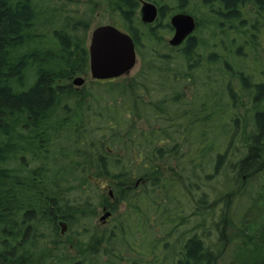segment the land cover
<instances>
[{
	"label": "trees",
	"instance_id": "16d2710c",
	"mask_svg": "<svg viewBox=\"0 0 264 264\" xmlns=\"http://www.w3.org/2000/svg\"><path fill=\"white\" fill-rule=\"evenodd\" d=\"M109 1L141 65L76 85L90 71L102 0H0V264H92L115 253L116 239L120 254L126 239L167 251L194 216L175 237L173 264H218L236 200L264 173V76L236 67L245 44L233 48L250 36L258 51L264 0H218L223 46L195 32L171 45L160 34L173 28L164 8L147 24L140 0ZM97 180L116 188L112 213L127 210L70 255L60 223L73 231L95 213ZM240 235L243 263L264 264V223Z\"/></svg>",
	"mask_w": 264,
	"mask_h": 264
},
{
	"label": "rangeland",
	"instance_id": "374dc122",
	"mask_svg": "<svg viewBox=\"0 0 264 264\" xmlns=\"http://www.w3.org/2000/svg\"><path fill=\"white\" fill-rule=\"evenodd\" d=\"M213 1L214 5L207 4L204 0H182L183 4L181 8L185 7L188 10H191L193 14L197 16L200 27L195 30V33L199 34V36H204L203 38L206 39V44L216 41L219 43V46H223V44L227 42H221L220 40V37L223 35L218 32L216 15L212 10V8L216 7L219 2L218 0ZM160 2L166 5V9L171 14L180 8L181 0H160ZM114 4V2L109 0H102L101 4L97 8L92 26L89 30V41L92 30L98 25L113 23L124 29V26L120 24L122 23L121 18L119 17L118 13L113 10ZM249 10L250 9H248V11ZM253 11V17H255L256 10L254 9ZM252 22V19L247 18L245 22L247 23L246 27L251 28L250 26ZM250 31L251 29L248 30L249 34H251ZM160 34L162 35L165 42H169L173 35V31L163 27L160 30ZM257 40L259 48L258 51L257 49L252 48V46H254V41L252 42L250 36H243L242 38L239 37L235 44H233V48L239 43L245 44L244 48H242L241 56L238 57V63H235V66L247 68V71L254 68L257 77L260 78L261 76H264V20L263 24H261V30L257 36ZM229 58L232 60V57ZM140 65L141 58L138 53V62L128 74L135 73L139 69ZM76 75H82L86 78V80L92 77L90 71L87 74L81 73ZM95 183L98 187L97 189L93 188L92 190L95 198L94 202L96 204L95 213L90 217L84 218L83 224L73 231H69L67 226L65 232H63V228L60 223V237L63 241L62 245L66 249V252L70 255H76L79 253V251H81V247L83 248L89 246L93 239L92 236L95 233L106 231L110 233L116 223L118 224L119 213L125 212L127 210L125 206H121L119 207L117 213H112V210L108 207L107 203H113L116 199L115 186L109 180L95 181ZM107 212H110V215L106 217V219H102V217H104ZM198 218V216L191 217L190 222L187 224V226H183L179 233L192 228ZM231 219L232 224L227 228L226 232V238L228 239V242L221 253L218 264H244L242 257L238 255L239 243H241L243 237H241L240 233L249 227L255 231L264 223V173H262L257 178L247 180L242 194L235 202L233 211L231 213ZM207 224L209 223L207 222ZM164 233L165 232L160 228L157 231V235L160 237L163 236ZM177 234L172 235L170 243L167 247V251L165 250L164 246L161 245L160 248L156 249L154 254H150V250H148L144 245L142 246L139 241L130 245L128 244L127 239L125 243L122 244V252L120 254L119 248L121 244L119 243V239H116L114 241L115 253L112 252L111 254H101L98 256L94 255L92 258V264H134L133 260L139 259L141 256L144 258L140 259L141 264L146 261L147 263L145 264H173L175 261L173 256L180 249L177 247V244H175V237H177ZM128 236L129 235L127 234L126 237L128 238ZM213 237H215V234H213ZM179 246L181 247V245ZM116 249L118 250V254Z\"/></svg>",
	"mask_w": 264,
	"mask_h": 264
},
{
	"label": "water",
	"instance_id": "95a60500",
	"mask_svg": "<svg viewBox=\"0 0 264 264\" xmlns=\"http://www.w3.org/2000/svg\"><path fill=\"white\" fill-rule=\"evenodd\" d=\"M141 10L144 21L156 20L158 7L154 2L144 1ZM171 23L175 31L169 42L171 45H180L195 30L197 19L189 12L179 11L172 15ZM89 50L90 72L93 78H113L128 74L138 62L134 38L128 31L113 23L101 24L92 30ZM85 81L86 78L82 75L73 78L76 85H81ZM109 215L110 212H107L102 219ZM61 226L65 232L67 224L61 222Z\"/></svg>",
	"mask_w": 264,
	"mask_h": 264
},
{
	"label": "flooded vegetation",
	"instance_id": "af4514ba",
	"mask_svg": "<svg viewBox=\"0 0 264 264\" xmlns=\"http://www.w3.org/2000/svg\"><path fill=\"white\" fill-rule=\"evenodd\" d=\"M144 1H151V2H154V3L157 5V7H158V16H157L156 20H154V21H152V22H147V21H144V20L142 19V13H141L142 10H140V9H142V5H143ZM182 4H183V2H182V0H181L180 8H179L178 10L174 11L173 13H171V14L169 15L170 24H171V27H173V28H172L173 33H174V31H175V28H174V26H173L172 23H171V17H172V15H173L174 13H176V12L184 11V10H181V9H182V8H181ZM163 8H164L165 13H168V10L166 9V5L163 4V3H161L160 0H140V6H139L140 17H141V19H142V21H143L144 23H147V24H153V23H154V24H155V23L157 22V19H158V17H159V14H160V12L162 11ZM140 11H141V12H140ZM186 12H188V11H186ZM189 13L193 14V12H192L191 10H190ZM193 15H194V16L196 17V19H197V25H196V28H195V30H196L197 27H198V22H199V20H198V18H197V16H196L195 14H193ZM166 19H167V18H164V19L160 22V24L162 25V23H166V22H167ZM118 27H119V26H118ZM121 29H122V28H121ZM123 30H125V29H123ZM195 30H194L193 32H195Z\"/></svg>",
	"mask_w": 264,
	"mask_h": 264
}]
</instances>
